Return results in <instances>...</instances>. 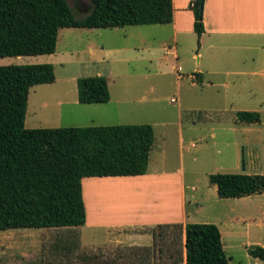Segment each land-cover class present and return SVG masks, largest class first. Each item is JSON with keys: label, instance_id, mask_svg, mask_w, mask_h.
Instances as JSON below:
<instances>
[{"label": "rangeland", "instance_id": "obj_1", "mask_svg": "<svg viewBox=\"0 0 264 264\" xmlns=\"http://www.w3.org/2000/svg\"><path fill=\"white\" fill-rule=\"evenodd\" d=\"M67 4L75 18L90 10L88 0H67ZM171 46L166 24L65 27L57 31L53 54L0 57V65L50 63L54 81L46 83V91L73 87L80 77L103 76L109 91L107 111H117L102 121L104 125L149 124L154 137L149 170L165 169L175 175L169 179L183 180L187 194L192 193L198 203L191 206L192 220L216 222L229 264H264L246 250L264 247V190L219 198L207 180L211 173L264 174V52L245 51L237 67L242 73L232 74L224 73L228 69L223 66L211 67L201 48L192 56L199 46L194 34L192 39L178 38L175 54ZM194 73H200V83ZM33 99L31 91L28 105ZM239 110L256 111L259 120L237 121ZM188 112H200L201 118L188 117ZM38 124V128L47 126L43 121ZM45 229L49 228L0 230V264H65L72 254L55 251L63 248L68 235ZM29 231L45 234L36 243L14 239Z\"/></svg>", "mask_w": 264, "mask_h": 264}, {"label": "trees", "instance_id": "obj_2", "mask_svg": "<svg viewBox=\"0 0 264 264\" xmlns=\"http://www.w3.org/2000/svg\"><path fill=\"white\" fill-rule=\"evenodd\" d=\"M88 1L89 12L75 18L67 0H0V57L52 54L60 28L172 21V0ZM190 10L192 30L199 44L203 24L198 0L192 1ZM194 77L201 82L200 73H194ZM53 81L50 63L0 65V230L80 226L85 220L81 178L146 172L154 140L149 124L25 128L29 89ZM76 92L80 103L109 100L103 76L77 78ZM194 114L186 113L188 117L201 118L200 112ZM235 118L251 123L259 120V114L239 110ZM207 180L219 198H238L264 190V174L211 173ZM177 227L178 224L152 227V245L132 249L139 262L131 264H145L152 249L160 258H172L168 264H181ZM169 228L175 229V246L162 242ZM184 249V264H229L220 232L213 223H186ZM246 250L249 256L264 262V247L253 245Z\"/></svg>", "mask_w": 264, "mask_h": 264}, {"label": "crops", "instance_id": "obj_3", "mask_svg": "<svg viewBox=\"0 0 264 264\" xmlns=\"http://www.w3.org/2000/svg\"><path fill=\"white\" fill-rule=\"evenodd\" d=\"M191 3L192 0H172V21L166 25L169 26L173 54L176 52L178 38L192 39L195 35L189 9ZM201 16L203 32L192 56L200 54V48L203 49L211 67L223 66L228 69L223 70L224 73L240 74L242 70L237 67L245 51L258 48L264 52V0H203ZM45 85L38 84L29 89L27 102L31 91L34 99L30 105L26 104L25 127L38 128L41 121L47 124L43 128L104 125L102 121L110 119L114 110L117 112L115 108L107 111L109 100L104 103H80L75 84L73 87L62 85L55 91H46ZM172 173L165 169L149 170L147 165L146 172L140 175L81 178L84 223L77 226L78 231L59 227L45 229L63 230L68 235V240L64 238L63 248L55 253L66 255L68 251L72 254L69 258L71 261L67 258L65 264H131L139 262L132 249L152 245V227L158 224H178L176 244L180 249L181 264H184V226L194 222L192 219L195 212L191 206H197L198 203L192 193L187 194V186L181 178L169 179L174 175ZM190 188L192 191V186ZM212 223L216 224L214 221ZM218 230L223 248L221 231ZM29 232L25 236L14 235L21 237L14 239L29 238L36 243L45 234ZM165 241L175 246V229H168L162 239L163 243ZM20 259H24L22 255ZM171 260L170 257L160 258L157 251L152 249L145 264H168Z\"/></svg>", "mask_w": 264, "mask_h": 264}, {"label": "water", "instance_id": "obj_4", "mask_svg": "<svg viewBox=\"0 0 264 264\" xmlns=\"http://www.w3.org/2000/svg\"><path fill=\"white\" fill-rule=\"evenodd\" d=\"M203 0H198V9H201V4Z\"/></svg>", "mask_w": 264, "mask_h": 264}, {"label": "built area", "instance_id": "obj_5", "mask_svg": "<svg viewBox=\"0 0 264 264\" xmlns=\"http://www.w3.org/2000/svg\"><path fill=\"white\" fill-rule=\"evenodd\" d=\"M177 70H179V68H178ZM171 100H172V99H171Z\"/></svg>", "mask_w": 264, "mask_h": 264}]
</instances>
